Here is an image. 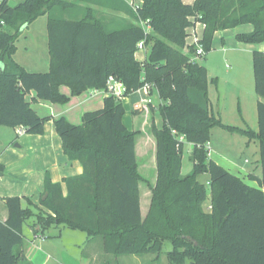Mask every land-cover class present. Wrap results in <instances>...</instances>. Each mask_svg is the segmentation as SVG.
<instances>
[{
  "label": "trees",
  "instance_id": "1",
  "mask_svg": "<svg viewBox=\"0 0 264 264\" xmlns=\"http://www.w3.org/2000/svg\"><path fill=\"white\" fill-rule=\"evenodd\" d=\"M20 0L0 2V126L23 128L26 135H44V123L33 102L66 104L69 98L91 90H104L113 78L123 83L124 97L151 85L161 101L156 107L161 126L151 124L156 142V182L150 187L149 208L141 217L135 145L138 132L122 123V99L107 96L100 109L86 112L80 124L64 117L53 121L66 158L81 164L77 177L53 183L44 179L45 200L30 199L21 206L18 196L4 198L7 219L0 221V264H24L17 250L22 227L43 233L52 225L81 230L88 239L100 237L103 252L116 258L156 255L168 241L173 264H264V52L253 51L252 74L257 130L222 123L209 107L206 68L192 62L195 47L186 44L188 29L202 23L200 43L204 55L212 50L217 31L251 25L236 34L242 44L264 43V0ZM98 7L124 13L107 18ZM40 15L47 16L49 70L31 73L14 60L15 41ZM147 22L149 31L140 25ZM147 49L137 61V43ZM188 50L186 54L184 49ZM202 59V58H201ZM137 112H134L136 115ZM222 128L258 141L261 176L248 174L258 187L247 185L214 162L205 149L211 130ZM184 141H180L179 138ZM190 151L192 169L182 175V152ZM1 169V168H0ZM208 175L207 183L198 178ZM209 199L210 207L204 209Z\"/></svg>",
  "mask_w": 264,
  "mask_h": 264
},
{
  "label": "crops",
  "instance_id": "2",
  "mask_svg": "<svg viewBox=\"0 0 264 264\" xmlns=\"http://www.w3.org/2000/svg\"><path fill=\"white\" fill-rule=\"evenodd\" d=\"M126 1L129 4H133V5H136L139 3L138 0H126ZM181 1L183 4L184 3L192 4L195 0L194 1L181 0ZM93 8L96 9L101 14H105L107 18H111V17L113 18L115 16L120 19L123 18L127 20L128 22L135 24V25L138 23L124 13H115L105 8L102 9V8H98L94 6ZM198 24L194 26L195 27L194 30L197 36L201 37L203 34L204 27L202 24H200V27H199ZM247 26H250L251 28L248 30ZM245 27H246V31L244 32L243 28ZM252 29L253 27L251 25H240L232 29V31L235 30L236 32L231 35L229 34L230 30L217 31V33H215L213 36L212 43H214L215 39L218 37V40L220 41V43L224 45L226 44L225 39L228 37V35H230V39H233V38L235 39L236 34L249 33L250 31H252ZM191 31H192L191 29H188L189 33H191ZM190 42H191V37L187 36L186 44L191 45ZM237 44L238 45L235 44L236 48H241L239 46L247 45V44H242L240 42H238ZM249 47H250L249 50H251V55L253 51L264 52V43L251 44ZM222 49L223 51H225L226 48L222 47ZM138 52H140L141 55L138 56V53H136L135 55L136 60L137 61L144 60L147 55V49L145 48L144 50L142 51L139 50ZM187 52H188L187 48L184 49L183 53L186 54ZM198 61L199 60L195 62L198 63ZM42 62H43V59H42ZM40 63L41 61H38L36 59H31L26 64L22 62L18 64H20L25 70L30 72L33 70L31 68H35ZM203 66L205 67V65ZM226 75L227 74H221L222 77H219V76L217 77V83H216L217 87L215 88V90L219 93L216 94V99L214 101L215 106L211 98V92L209 91V88H208L209 107L211 108L212 112L221 120H222L221 114L223 113H221V108L219 107V105H220V100L224 98V94H222L223 92L221 90L218 91V89L222 85V83L227 84V86H230L232 88L233 90L232 98L236 97L237 105L240 104V101L243 95V91L240 88H238L239 87L238 85L241 84V81H242L241 79L242 74L240 73V68L235 69L234 72L230 74V76L226 77ZM231 84H233V86ZM91 91L84 92L80 94L79 96L71 97V95H69L70 94L69 89L65 86H61L60 92L63 95L67 96L69 98V101L66 104H59V105L52 104L44 100L33 102L32 100L35 96L33 92H30L27 99L31 100L32 109L41 118L47 117L49 118V120H47L44 123V127H43L44 135L42 136L31 135V134L26 135L25 133L19 135L18 131L20 130V128H11L14 132V133L12 132V134L9 136V139L11 141H7V143H4L3 145L0 143V146H2V148L0 149V168H1L0 169V173H1L0 175V221L4 222L8 217V210L5 207L4 198L18 196L22 199L21 206L22 204H25V206L27 205L25 199H30L33 205L38 206L39 200L44 197L43 194H44L45 174H48V176H50V179L53 183L61 184L64 195H66L67 191H66L64 183H62L63 179L70 178V177H77V175L81 174L82 172L81 164L78 161H75V162L69 161L64 155L63 150H62V143L56 134L53 121L56 119H59V117H64L68 122H70L73 125L80 124L81 118L86 112H91L93 110L100 109L103 106V100L107 98L108 95H105L103 93H96V94L91 95ZM83 95L84 97L81 98V96ZM133 96H137V97L133 99ZM258 100L259 98L256 100V103ZM160 103L161 101L159 99L158 93L154 89H151L148 93H145L142 89H139V91L134 92L128 97H124L122 99V105L126 111L125 115L123 116L122 123L126 125V127L130 131L139 133L135 141L138 138H140V136H143L139 146L137 145V141H136L135 157H136V148L137 150L140 151L141 155L142 154L150 155V157L152 158L151 163H149V165L147 164L145 167L148 170L150 169L152 170L153 168L152 155L154 153V157H155V146H156V142L154 141V138L151 134V126H152L151 124L153 123L157 127H160L162 125L161 117L158 113V110L156 109V107ZM135 111L137 112L136 115H134ZM4 132H5L4 130H0V134H2L0 136H3V134H5ZM13 136L14 138H12ZM190 146L192 149L193 146L191 144ZM148 148L149 149L152 148L150 152ZM210 158L212 159L211 155H210ZM212 160L216 162L218 165L224 167L223 165L219 164L214 159ZM224 168L230 173H232L233 175H235L236 177L238 176L239 178H241L247 185L251 187L253 186L258 187L255 181L252 182L249 180L248 174L254 173L256 176H261L259 158L256 161V164L253 170H250V169L245 170L243 168H239V172L235 174L229 169H227L226 167ZM191 169H192V166H191ZM155 170H156V157H155ZM137 171H138V163H137ZM182 175L185 176L183 172H182ZM142 179H143L142 181H144L143 176H142ZM207 181H208V175L207 177H205V180L203 183L205 184L207 183ZM154 184L147 185L148 187L147 195L149 194L151 196V190L149 188L153 187ZM138 189H139V186H138ZM146 201H145V205H146ZM149 203H150V200H149ZM149 203H147L148 207L145 210V213L143 214L142 208L140 205V189H139V205H140L141 217H144L146 215L148 208L150 206ZM209 207H210V203L208 199L204 204V209H208ZM32 234H34L33 231H32ZM23 240L24 241L22 245L17 250L24 257L25 259L24 264H31L36 259L32 251L34 244L32 243V240H31V244L30 242L27 244L26 243L27 241L25 240L24 236H23ZM90 244H93L95 246V249L97 248L99 256L102 255L100 254L101 253L100 250L103 251L102 238L100 242L96 240V237L91 238L89 239L88 246ZM95 256H97L96 252H95L94 257ZM83 257H86L85 258L86 264H91V261L88 260L89 255H84Z\"/></svg>",
  "mask_w": 264,
  "mask_h": 264
},
{
  "label": "rangeland",
  "instance_id": "3",
  "mask_svg": "<svg viewBox=\"0 0 264 264\" xmlns=\"http://www.w3.org/2000/svg\"><path fill=\"white\" fill-rule=\"evenodd\" d=\"M19 1L20 0H9V4L13 6ZM46 26L47 16L40 15V17L32 21L22 31L23 33L19 35L15 41L16 50L13 57L17 63L22 62L26 64L31 59L41 61L38 66L31 68L33 69L30 71L31 73H42L49 70ZM198 26L200 27V24H198ZM250 28V26H247L248 30ZM243 29L245 32L246 27ZM235 32V30H230L229 34L231 35ZM230 35H228V39H225L226 44L224 45L220 43L217 37L214 42L215 44L213 43V49L205 54L198 63L205 65L207 69L208 88L211 92L213 104L216 99V94L219 93L215 90L217 87V77H222L221 74H227L226 77L230 76L235 69L240 68L242 81L241 84L238 85V88L243 91L240 104H236V97L232 98L233 90L230 86L222 83L218 89V91L221 90L223 92L222 94H224V98L220 100L219 105L221 113H223L221 114V121L226 125L233 127L238 126L243 129L256 131L258 122L255 105L258 96L254 90V74H252V58L251 50H249L251 44L236 48L235 44L238 45V42H236L234 38L230 39ZM222 47H225L227 50L225 49V51H223ZM139 55H141L140 52H138V56ZM231 85L233 86V84ZM83 97L84 95L81 96V98ZM136 97L137 96H133V99ZM0 130L5 131V134L0 136V143L3 145L7 143V141H11L9 136L12 134L13 130L7 127H0ZM12 138H14V136ZM142 138L143 136H140V138L136 140L138 146ZM210 139L211 149L209 155L212 156V159L235 174L239 172V168L253 170L259 158L257 140L249 141L248 138L239 133H229L222 128L212 129ZM1 148L2 146H0V149ZM151 149L152 148L149 149V152ZM190 151V144L185 143L182 152L183 160L181 166V172L185 175L189 174L192 166L189 156ZM136 157L138 171L144 178V181L139 185L140 205L142 213L144 214L148 207L147 203H149L150 200V195H147V185H153L157 175L155 170V157L153 153L152 170L145 168L147 164L149 165V163H151L152 158L150 155H141L140 151L136 148ZM205 177H207L206 174L200 176L199 181L203 183ZM22 207H26L25 204H22ZM33 220H35V217H31L22 227V233L27 241L26 243L28 244L30 242L31 244L32 240L34 244L32 251L36 259L31 264H79L81 262V264H86V257H83L84 255H89L88 260L91 261V264H173L168 258V253L171 250V244L168 241L163 243L158 259H156L157 256L153 254H146L142 257L127 255L116 258L113 255L104 254L101 250L100 254L102 255L99 256L98 250L97 248L95 249L93 244L88 246L89 239L85 232L69 229L64 224L50 226L43 233H37L39 238L33 240V234L29 227ZM96 240L100 242L101 238L96 237ZM95 252L97 256L94 257Z\"/></svg>",
  "mask_w": 264,
  "mask_h": 264
},
{
  "label": "built area",
  "instance_id": "4",
  "mask_svg": "<svg viewBox=\"0 0 264 264\" xmlns=\"http://www.w3.org/2000/svg\"><path fill=\"white\" fill-rule=\"evenodd\" d=\"M2 1H4V0H0V2H2ZM0 24H3V23L1 22ZM196 24H198V23H195V25ZM140 25L142 27H144V29H146V31H149L148 26H147V22H141ZM194 26H191L189 28V29L192 30L191 33L188 32V36L191 37V42L190 43L196 49L195 54L190 58L192 62L200 60L202 58V56L204 55L203 46L200 43L201 37L197 36V34H196L195 30H194V28H195ZM137 45H138V50L142 51V50L145 49L142 41L138 42ZM141 89L145 93H148L152 89V86L148 85V84H145ZM124 92H125V87H124L123 83H121L120 81H117V80H115L113 78H110L107 81V85H106V88L104 90H92L91 91V95L96 94V93H103V94L108 95V96H113V97H115L117 99H123L124 95H125ZM24 133H25L24 129L20 128V130L18 131V134L21 135V134H24ZM179 140L180 141H184L181 137L179 138ZM204 147L207 150V153L209 155L210 154V149H211L210 142L206 143ZM33 238H34V240L39 238L38 234L34 233L33 234Z\"/></svg>",
  "mask_w": 264,
  "mask_h": 264
},
{
  "label": "water",
  "instance_id": "5",
  "mask_svg": "<svg viewBox=\"0 0 264 264\" xmlns=\"http://www.w3.org/2000/svg\"><path fill=\"white\" fill-rule=\"evenodd\" d=\"M0 175H1V173H0ZM46 196H47V193H45L44 197L42 198L43 201L45 200ZM189 264H194V263L191 262V263H189Z\"/></svg>",
  "mask_w": 264,
  "mask_h": 264
}]
</instances>
